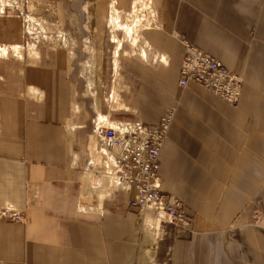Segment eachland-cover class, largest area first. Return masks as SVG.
<instances>
[{"label":"crops","instance_id":"crops-1","mask_svg":"<svg viewBox=\"0 0 264 264\" xmlns=\"http://www.w3.org/2000/svg\"><path fill=\"white\" fill-rule=\"evenodd\" d=\"M41 1L50 20L0 56V209L25 216L0 221V264H264V0H151L140 55L119 43L116 62L134 0ZM179 37L240 75L236 107L179 88ZM169 110L158 174L192 220L157 230L105 175L95 127Z\"/></svg>","mask_w":264,"mask_h":264},{"label":"built area","instance_id":"built-area-1","mask_svg":"<svg viewBox=\"0 0 264 264\" xmlns=\"http://www.w3.org/2000/svg\"><path fill=\"white\" fill-rule=\"evenodd\" d=\"M3 1L12 5L17 2ZM179 39L184 46V57L178 86L184 89L189 83H194L236 107L240 101L243 79L198 47L182 37ZM173 119L174 112L169 110L156 125L124 123L113 128L96 125L95 135L102 144L100 150H104L101 168L107 160H111L112 170H105L107 176L116 179L122 189L132 188L135 191L129 206L142 213L150 211L162 223L185 229L191 222L187 208L179 199L162 191L158 176L159 155ZM86 171H96L92 160L88 162ZM253 219L257 224L264 223V215L255 214ZM0 221L23 223L25 216L11 209H0Z\"/></svg>","mask_w":264,"mask_h":264},{"label":"rangeland","instance_id":"rangeland-1","mask_svg":"<svg viewBox=\"0 0 264 264\" xmlns=\"http://www.w3.org/2000/svg\"><path fill=\"white\" fill-rule=\"evenodd\" d=\"M4 3H8L5 5ZM24 2L17 0V2L12 5L9 2L0 3V56L7 57L10 55L9 44H13V53L17 52L21 46V37L22 33L25 30L32 31L42 25H45L50 19V7L48 2H42L41 0H33L29 2L27 6H24ZM23 5V7H22ZM153 15V6L151 0H134V5L132 11L127 16H116L117 24L114 25L120 26V31H117L115 34L114 41L116 43H110V38L113 35L109 33V43L113 46V59L116 62L119 51L122 49V43H127L130 47L132 54L137 53L140 55V29L145 24L146 27L150 26V18ZM150 17V18H149ZM119 19V20H118ZM145 20H148L145 23ZM120 21V22H119ZM113 25V24H111ZM121 26L127 27V29H132V32L127 33V29H122ZM144 26V27H145ZM7 32V33H6ZM11 35H8V34ZM18 34V39L20 40L17 48L16 40L14 39L15 35ZM121 43L120 50L116 51V45ZM123 43V44H124ZM113 98L110 100L111 104L116 102L117 94L113 93ZM259 214V213H256ZM264 215V214H260Z\"/></svg>","mask_w":264,"mask_h":264},{"label":"bare ground","instance_id":"bare-ground-1","mask_svg":"<svg viewBox=\"0 0 264 264\" xmlns=\"http://www.w3.org/2000/svg\"><path fill=\"white\" fill-rule=\"evenodd\" d=\"M125 29V28H124ZM130 32H132V29H127V33L129 34ZM131 34V33H130ZM184 47V46H183ZM210 56V55H209ZM212 57V56H211ZM215 59V58H214ZM233 73V72H232ZM238 75V74H237ZM240 76V75H239ZM241 78V77H240ZM200 87V86H199ZM180 88V87H179ZM202 88V87H201ZM180 89H182V88H180ZM185 89V88H184ZM203 89V88H202ZM205 90V89H204ZM205 91H207V90H205ZM208 93H210V94H212L211 92H209V91H207ZM242 93V92H241ZM213 95V94H212ZM214 96V95H213ZM219 99V98H218ZM226 103V102H225ZM239 104V103H238ZM131 124H133V123H131ZM113 128V127H112ZM105 153L106 154H109L108 153V151H105ZM161 153V152H160ZM97 154L100 156V158H104L105 156H104V150H100V149H98L97 150ZM159 157H160V155H159ZM101 160V159H100ZM92 161H93V159H92ZM93 163H94V161H93ZM108 163H110V164H108ZM103 168H104V173H105V175L107 176V173H106V171L107 172H109V171H111L112 170V161L111 160H107L105 163H104V165H103ZM106 170V171H105ZM94 172V171H93ZM158 176H159V174H158ZM109 177V176H108ZM111 179H112V181L115 183V184H117V186H119L118 185V181L116 180V179H114V178H112V177H110ZM160 178V177H159ZM120 187V186H119ZM121 188V187H120ZM122 189V188H121ZM130 189H132V188H130ZM162 189V188H161ZM134 191V190H133ZM134 195H135V191H134ZM134 198V197H133ZM132 201V200H131ZM130 201V202H131ZM130 204V203H129ZM183 204V203H182ZM130 207V206H129ZM130 208H132V207H130ZM136 209V208H135ZM138 210V209H137ZM139 211V210H138ZM140 212V211H139ZM140 213H142V212H140ZM146 213H151L150 211H147ZM152 215H153V213H151ZM189 215V214H188ZM154 216V215H153ZM190 217V220H192V217L191 216H189ZM154 218H155V221H156V225H155V229H157V230H159V226H160V224H164V225H168V226H172V225H169V224H166V223H162L161 222V219L159 218V217H155L154 216ZM190 225H191V222H190ZM189 225V226H190ZM173 227V226H172ZM175 228V227H174ZM187 228V227H186ZM185 228V229H186ZM176 229H178V228H176Z\"/></svg>","mask_w":264,"mask_h":264}]
</instances>
